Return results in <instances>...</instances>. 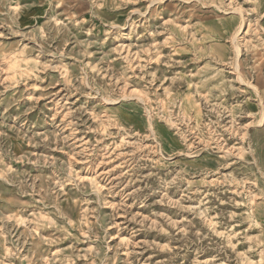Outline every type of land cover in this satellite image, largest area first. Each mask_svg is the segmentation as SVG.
Masks as SVG:
<instances>
[{"label":"rangeland","instance_id":"374dc122","mask_svg":"<svg viewBox=\"0 0 264 264\" xmlns=\"http://www.w3.org/2000/svg\"><path fill=\"white\" fill-rule=\"evenodd\" d=\"M0 264H264V0H0Z\"/></svg>","mask_w":264,"mask_h":264}]
</instances>
